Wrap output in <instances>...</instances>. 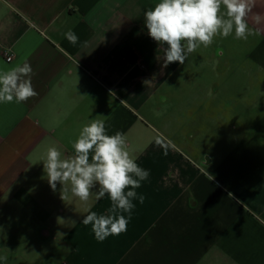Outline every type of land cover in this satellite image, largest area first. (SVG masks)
Instances as JSON below:
<instances>
[{
	"label": "crops",
	"instance_id": "0c3cea01",
	"mask_svg": "<svg viewBox=\"0 0 264 264\" xmlns=\"http://www.w3.org/2000/svg\"><path fill=\"white\" fill-rule=\"evenodd\" d=\"M158 2L0 0V70L30 64L38 92L0 103V264H264V0L247 18L260 76L231 82L237 93L219 76L185 75L197 63L162 68L164 49L144 24ZM228 111L239 118L216 145ZM94 119L124 133L150 173L131 213L118 210L127 230L102 242L81 222L89 211L113 215L109 196L53 191L42 162L51 146L73 155L70 142ZM157 138L171 142L167 155Z\"/></svg>",
	"mask_w": 264,
	"mask_h": 264
},
{
	"label": "clouds",
	"instance_id": "9594fccd",
	"mask_svg": "<svg viewBox=\"0 0 264 264\" xmlns=\"http://www.w3.org/2000/svg\"><path fill=\"white\" fill-rule=\"evenodd\" d=\"M254 6L255 0H159L144 12V24L150 38L163 47L162 68H167L173 62L184 65L191 53L201 45L210 46L217 36L227 38L234 34L236 39L247 40L255 34L247 19ZM252 19L259 24L262 17L257 13ZM65 38L73 45L79 40L71 30L65 33ZM32 75L33 69L26 62L6 71L0 70V103H21L38 96L32 85ZM70 143L74 154L66 158H62L56 147L47 148L42 162L51 189L55 191L59 183L61 191H70L85 202L93 195V189H97V200L107 194L111 201L109 211L113 215L89 211L81 223L91 225L96 240L101 242L125 232L128 219L118 214V210L131 213L132 200L137 198L135 189L149 178V171L136 163L124 133L107 134L104 119L87 122L78 138ZM170 143L164 138L156 139L165 155ZM65 185H70V189ZM128 188L131 190L125 192ZM139 199L142 203L143 196Z\"/></svg>",
	"mask_w": 264,
	"mask_h": 264
},
{
	"label": "rangeland",
	"instance_id": "374dc122",
	"mask_svg": "<svg viewBox=\"0 0 264 264\" xmlns=\"http://www.w3.org/2000/svg\"><path fill=\"white\" fill-rule=\"evenodd\" d=\"M255 7V6H254ZM240 40L234 38V34L230 35L227 38H222L217 36L214 38V42L208 46L204 47L201 45L196 52L191 53L185 63H197L193 72H189L186 70L185 75H192L203 78H212L211 75L219 76L218 78L221 79L223 83H221V87L225 90V93L230 90V92L237 93L236 91H240L239 83H231L233 81H245L249 78V76H260L259 70L253 63H250V60L247 58L246 47L248 48L249 44H252L253 39H247L243 46L240 49ZM237 46L239 49L237 50ZM220 51H225V55H221ZM248 59V60H247ZM211 63H226L227 67L225 71H221L218 69V72H214L211 68ZM198 65V66H197ZM216 69V68H214ZM259 74V75H258ZM209 75V76H208ZM241 76V77H240ZM262 77V74H261ZM230 78V80H229ZM236 90V91H235ZM247 92V90H245ZM243 90V92H245ZM256 89H254V94L256 93ZM233 112V111H232ZM228 111L224 114V118L222 119L223 123L217 126L215 130L216 137V145H222L218 143H222L224 140V135L222 130L227 131V121L234 120L239 118V113L234 112L232 113ZM232 113V114H231ZM231 114V115H230ZM217 120V119H216ZM217 122V121H216ZM227 124V125H226Z\"/></svg>",
	"mask_w": 264,
	"mask_h": 264
},
{
	"label": "built area",
	"instance_id": "2783aa9c",
	"mask_svg": "<svg viewBox=\"0 0 264 264\" xmlns=\"http://www.w3.org/2000/svg\"><path fill=\"white\" fill-rule=\"evenodd\" d=\"M10 61H11V57L9 56L6 58V62H10Z\"/></svg>",
	"mask_w": 264,
	"mask_h": 264
}]
</instances>
